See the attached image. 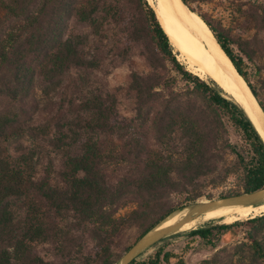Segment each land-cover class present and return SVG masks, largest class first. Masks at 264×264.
<instances>
[{"label": "trees", "instance_id": "1", "mask_svg": "<svg viewBox=\"0 0 264 264\" xmlns=\"http://www.w3.org/2000/svg\"><path fill=\"white\" fill-rule=\"evenodd\" d=\"M247 4L244 24L264 31ZM197 13L264 108L263 39ZM207 73L213 87L177 60L147 0H0V264H114L174 210L264 186L262 138ZM187 234H242L240 264H264V212ZM149 249L129 264H185Z\"/></svg>", "mask_w": 264, "mask_h": 264}, {"label": "rangeland", "instance_id": "2", "mask_svg": "<svg viewBox=\"0 0 264 264\" xmlns=\"http://www.w3.org/2000/svg\"><path fill=\"white\" fill-rule=\"evenodd\" d=\"M147 2L149 1L147 0ZM247 3L257 8H260L262 11L264 10V0H188L186 2L190 10H195L194 13H196L197 15H199L197 12H200L207 16L211 20V22H213L219 28L223 29L224 32L230 35L233 39H250L254 36L257 39H263L264 41V31H255L253 28H250L249 26H252V23L249 24V26L245 25L244 18L241 17L238 12L240 8L242 10H245L247 6H243V4L248 5ZM148 4L153 8L158 19L160 20L155 8L150 4V2ZM168 37L170 40V44L173 48V53L176 55L177 60L184 65L185 69L199 77L201 80L206 81L211 87H213L209 77L202 78L198 74L190 70L188 64L186 63V60L184 59V57L181 56L182 53L180 49L176 48L173 45L169 34ZM230 47L232 48L235 54L241 55V52L238 50L236 45H231ZM261 61L264 62V57L261 58ZM211 62L212 55L207 49L206 64L208 68H210ZM243 69L247 72L248 76H250V80L253 83V67L246 58L243 59ZM128 72L129 68L127 66L115 68L108 75L107 80L111 86L123 85L126 81ZM217 78L215 79L218 80V86L221 87L224 95H228L229 97H231L232 95L230 94L234 93L235 90L231 86L225 84L219 77ZM217 197L223 196H219L218 192H215L213 198ZM200 198L206 197L202 196ZM219 210L220 212L218 213L216 218H209V214L213 212V210L208 213L207 216H204V219L200 223H198L192 228L200 226L211 220L215 224L229 223L228 217L229 213L233 211L232 208H230V206H221ZM262 213L263 212H261L260 214ZM190 229L180 230L177 233H174V235L164 237V239L159 241L154 247L150 248L149 252L152 254L157 249H162L163 251H170L173 254V257L171 259L172 261H175L177 258H181L185 264H202L204 260H217L218 264H230V259L232 260L231 264H240L244 261L247 262V258H245L246 252H238L237 249V246L241 242L245 241L242 234H239V236L233 241L223 243L220 241H216L213 236H209L206 239H200L196 236H190L187 234Z\"/></svg>", "mask_w": 264, "mask_h": 264}, {"label": "water", "instance_id": "3", "mask_svg": "<svg viewBox=\"0 0 264 264\" xmlns=\"http://www.w3.org/2000/svg\"><path fill=\"white\" fill-rule=\"evenodd\" d=\"M169 1L175 14L178 16L181 22L205 44L206 48L214 56L221 68L233 79L235 84L238 86L246 105L241 103V101L237 100L234 96H231L230 98L244 110L264 142V108L257 98L251 84L238 70L232 58L226 52L219 40L214 36L212 31L211 35H206L196 25V23L191 18L189 11L190 9L188 8L186 2H184V0ZM262 202H264V186L253 191L241 192L235 195L212 199L199 198L195 202L189 203L170 213L167 217L176 212L184 210L183 214L172 223L161 226V223L167 218L166 217L156 226L145 231L121 254L114 264H129L131 260L138 258L156 242L166 236L177 233L181 230V227L185 223L193 220L207 211L221 206L257 205Z\"/></svg>", "mask_w": 264, "mask_h": 264}, {"label": "bare ground", "instance_id": "4", "mask_svg": "<svg viewBox=\"0 0 264 264\" xmlns=\"http://www.w3.org/2000/svg\"><path fill=\"white\" fill-rule=\"evenodd\" d=\"M148 1L157 11L158 16L160 17V20L165 30L170 35L173 45L176 48L180 49L182 53L181 56L184 57V59L186 60V63L188 64L190 70L198 74L202 78L208 77L207 70H209L212 74L215 75V78L219 77L225 84L231 86L238 94V100L241 101V103H243L244 105H246L240 89L235 84L233 79L221 68V66L218 64V62L216 61V59L212 54H211L212 62L210 68H208L206 64L207 48L205 44L181 22V20L175 14L170 4V1L169 0H148ZM189 11L191 18L196 23V25L206 35H211V30L208 27V25L205 23V21L199 15L194 13L193 10H189ZM219 208L220 207L207 211L204 214L185 223L181 227V230L190 229L194 227L204 219V216H206L205 214L210 213L213 210L215 211ZM230 208H232L233 211L229 213V217H228L229 223L238 219L248 218L260 214L261 212H264V202L257 205H233L230 206ZM183 212L184 210L170 215L161 223V226H165L167 224L172 223L173 221L178 219L183 214Z\"/></svg>", "mask_w": 264, "mask_h": 264}, {"label": "flooded vegetation", "instance_id": "5", "mask_svg": "<svg viewBox=\"0 0 264 264\" xmlns=\"http://www.w3.org/2000/svg\"><path fill=\"white\" fill-rule=\"evenodd\" d=\"M207 216V215H206Z\"/></svg>", "mask_w": 264, "mask_h": 264}]
</instances>
